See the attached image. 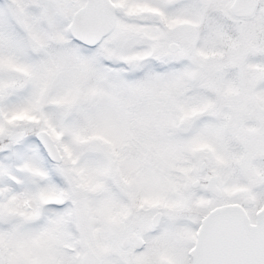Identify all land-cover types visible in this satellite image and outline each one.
<instances>
[{
    "label": "snow or ice",
    "instance_id": "obj_1",
    "mask_svg": "<svg viewBox=\"0 0 264 264\" xmlns=\"http://www.w3.org/2000/svg\"><path fill=\"white\" fill-rule=\"evenodd\" d=\"M0 264H264V0H0Z\"/></svg>",
    "mask_w": 264,
    "mask_h": 264
}]
</instances>
